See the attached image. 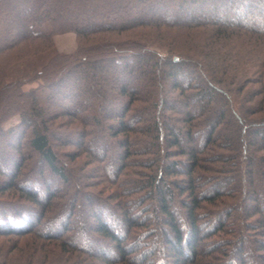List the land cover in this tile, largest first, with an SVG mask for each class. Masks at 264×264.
<instances>
[{
    "label": "trees",
    "instance_id": "1",
    "mask_svg": "<svg viewBox=\"0 0 264 264\" xmlns=\"http://www.w3.org/2000/svg\"><path fill=\"white\" fill-rule=\"evenodd\" d=\"M0 146V264H264V0H0Z\"/></svg>",
    "mask_w": 264,
    "mask_h": 264
},
{
    "label": "rangeland",
    "instance_id": "2",
    "mask_svg": "<svg viewBox=\"0 0 264 264\" xmlns=\"http://www.w3.org/2000/svg\"><path fill=\"white\" fill-rule=\"evenodd\" d=\"M129 18H131L130 14H129ZM40 30H42L43 32H50L51 31V26L49 24H44L42 27H40ZM76 36H75V33L72 32V31H65V32H62V33H56L54 34L53 36V42H54V45H55V50L60 52V53H63V54H70L72 53L76 46H77V41H76ZM49 53L46 52L45 54H38V55H35V56H30L29 58L26 59V61H24V63L18 64V66H15V67H12V71H11V75L9 77V79H12L13 76H16L15 74V71L17 70L18 67H20L22 70H27L29 68H33V67H40L43 63V61H45L47 59V55ZM104 63V62H103ZM111 70L114 68V67H110ZM109 68V69H110ZM108 69V65L107 63L104 64V70L106 72V70ZM108 69V70H109ZM107 70V71H108ZM102 71V72H103ZM110 71V70H109ZM108 71V72H109ZM79 81V76L78 74H71L70 77H68V83L71 84L72 83H78ZM36 83H31V84H27V85H24V89H27V88H30V87H34ZM166 84V83H165ZM55 102V101H54ZM19 121V116L18 114L16 115H13L11 118H9L4 124H3V127H8V126H11V125H14V124H17ZM61 134V133H60ZM60 137L62 138H66V137H63V135H60ZM56 135V134H55ZM58 135V134H57ZM58 136V137H59ZM73 138V137H72ZM58 139V138H57ZM98 145V141H96L94 143L93 146H97ZM0 148H3V146H0ZM58 150H60L61 152V159L63 161V163L65 162L66 164H68L69 166H72V164L74 163H77L78 165H75L76 168H78L77 174H79L80 172H88V168L89 166L85 165V159H84V163L83 165L87 166V167H81V164H82V158L83 157H79L76 161H73L71 162L69 160V157L66 156V152L70 151V152H74V150H76L75 147H72V146H69V147H62V146H58ZM10 151V150H9ZM80 164V165H79ZM35 168V167H34ZM92 173V172H91ZM50 179L52 181V183L54 185H60V181H59V178H57L56 175H50ZM96 178L93 176L92 178H90L89 180H95ZM90 190H95L97 189L96 187H89ZM31 241L34 242V238L31 237V236H28V237H25V238H19V237H1L0 238V250H2L5 254V256H9L10 258L12 257H16L18 258L17 256H24V254H26V252H30L29 250V246L31 245ZM37 241V240H36ZM42 242V240H40V243ZM35 258H37V256H35ZM35 264L38 263V261L34 260Z\"/></svg>",
    "mask_w": 264,
    "mask_h": 264
},
{
    "label": "water",
    "instance_id": "3",
    "mask_svg": "<svg viewBox=\"0 0 264 264\" xmlns=\"http://www.w3.org/2000/svg\"><path fill=\"white\" fill-rule=\"evenodd\" d=\"M174 60H176V57H174Z\"/></svg>",
    "mask_w": 264,
    "mask_h": 264
}]
</instances>
